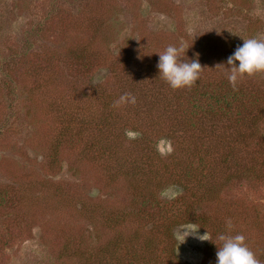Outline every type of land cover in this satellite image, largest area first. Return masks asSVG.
<instances>
[{
	"label": "rangeland",
	"instance_id": "1",
	"mask_svg": "<svg viewBox=\"0 0 264 264\" xmlns=\"http://www.w3.org/2000/svg\"><path fill=\"white\" fill-rule=\"evenodd\" d=\"M241 37L264 0H0V264H209L180 230L218 245L228 218L264 264V73L235 88L263 97L237 146L203 109ZM181 42L204 68L173 90L156 53Z\"/></svg>",
	"mask_w": 264,
	"mask_h": 264
},
{
	"label": "clouds",
	"instance_id": "2",
	"mask_svg": "<svg viewBox=\"0 0 264 264\" xmlns=\"http://www.w3.org/2000/svg\"><path fill=\"white\" fill-rule=\"evenodd\" d=\"M241 39L242 43L234 49L226 61L215 66L222 68L223 76L233 89L245 76L264 73V41L256 38L244 39L241 37ZM188 49H185L181 42L179 45H168L162 52L156 53L158 55L157 77L165 81L173 90L191 87L198 81L204 68L199 62L198 53L194 52L192 58L186 55ZM185 55L187 59L184 58ZM126 98L131 103L135 102V97L126 93L120 96L115 104L118 106ZM200 228L196 226V223L189 222L180 230L183 241L179 245L188 237L199 241H211L216 246L215 264H259L252 251L247 247L245 237L239 233L232 234L233 224L230 218L225 221L226 231L218 233L216 236L218 245L209 238L207 231L201 234Z\"/></svg>",
	"mask_w": 264,
	"mask_h": 264
},
{
	"label": "trees",
	"instance_id": "3",
	"mask_svg": "<svg viewBox=\"0 0 264 264\" xmlns=\"http://www.w3.org/2000/svg\"><path fill=\"white\" fill-rule=\"evenodd\" d=\"M247 93L248 92L246 93L242 92L240 89H230L229 91L219 96L220 98L213 97V99L214 98L215 99L212 103H210V105H208L209 107L207 108L203 107V109H208V111H206V114H208L211 111V113L213 114L212 115L213 121L217 119V123L223 124V120L226 119L230 123L233 122L231 126L232 137L230 141V148H233L234 146L238 145V143L240 142V139H239L240 136L242 137V140H243L244 135H241L239 133L238 128L242 127L241 124L245 123L246 121L245 119L252 112V107L259 106V104H261L260 103L261 100H263V97L261 95L259 97L258 94L249 95ZM63 102L66 105H68L69 108H72L70 109L71 111L69 112L70 117L68 118V124L66 125L67 127L66 126L65 127L68 128L69 130L70 129L69 125L76 123L75 122L76 120H79V123L81 124V126L84 127V125L87 123L86 118L81 114L80 111H79L80 115L77 114L79 118L76 117L77 115H75V113H78V112L73 113V111L77 110L76 103H74L72 99L70 100L69 97H67L66 99H63ZM213 104H216L218 106L217 110L211 109ZM108 127H109V130L113 129L111 126H108ZM84 129H87V127H85ZM111 133L112 132L110 131V134ZM215 259H216V256L214 254L209 264H212L213 262H215ZM93 262H96V263H91V264H101L100 261H94V259H93Z\"/></svg>",
	"mask_w": 264,
	"mask_h": 264
}]
</instances>
